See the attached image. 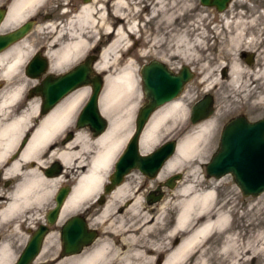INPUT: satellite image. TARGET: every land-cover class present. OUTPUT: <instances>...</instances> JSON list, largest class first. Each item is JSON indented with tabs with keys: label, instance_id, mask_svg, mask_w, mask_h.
<instances>
[{
	"label": "bare ground",
	"instance_id": "obj_1",
	"mask_svg": "<svg viewBox=\"0 0 264 264\" xmlns=\"http://www.w3.org/2000/svg\"><path fill=\"white\" fill-rule=\"evenodd\" d=\"M54 1L56 0H0V4L8 5V12L0 26V31L18 26L33 14L35 16L42 13L49 14L51 3ZM90 1H84L79 6L77 14L70 18L68 15L66 22L58 23V20L49 21L45 18L39 22L36 33L39 34V38L46 41L47 57L51 62L50 68L55 73L62 72L65 68L77 63L90 48L101 43L96 39L99 34L111 38L107 49L102 54L100 53L99 61L95 65V71L106 72L105 86L100 98L102 114L109 121L108 129L104 134L93 137L85 130L75 132L73 129L77 112L82 102L89 96L90 86H88L89 89L87 87L77 89L52 111L45 114H43L42 106L33 105L27 100L25 81L15 80V78L22 74L26 62L33 54L32 36L0 53V86L9 88H4L3 96L0 98V179L13 182L10 190L6 192L0 190V221L16 224V230H18L19 223L24 221L25 225L31 220V214L37 207H41L48 199L55 197L56 178L48 177L46 171L45 176L39 172L46 163L44 160L46 157H56L63 164L66 172L73 173L75 176L74 187L66 201L64 211L85 205L96 207L94 203L96 198L102 193L119 154L135 132L133 129L134 112L140 96L134 71L127 68L121 73H111L112 68L124 60L117 58V55L127 54L131 49L127 48L125 51L129 39L136 38L138 25L135 21H131L132 18H129L131 12L134 11L133 7L146 1L143 9H140L135 16L137 15L139 19L142 15L147 20V15H150L147 23L150 28L163 29L164 39L151 37L155 35L151 34L143 41L147 45L159 46L169 39L165 37L172 33V30L179 29L181 13L178 12L179 7H177L176 0H113L112 4L110 3L112 0ZM233 2L234 0L230 3L231 6ZM103 10L108 14L107 17ZM65 13L62 14L63 17L67 15ZM232 24L234 23L226 21V27L233 26ZM234 26L238 29L237 25ZM244 31L245 29L235 33V36L231 34L232 32L229 33L227 43L238 46L244 42L246 40ZM144 34L146 36L147 31H143ZM140 38L141 36L137 38V41ZM199 45L198 39L195 45H191L189 35L180 34L178 46L170 54V59L177 57L185 60L200 59L197 53L199 49L196 47ZM230 51L229 47L225 56L231 57ZM230 74L231 87L241 92L245 88V83L242 81L245 72L237 61L232 63ZM210 79V76L205 77L198 83V87L205 85L209 93L216 91L221 79L218 77L214 80ZM186 96L182 95L165 104L153 115L141 136L140 149L143 155L152 153L149 151L157 143L161 127L166 119L175 117L187 119L189 111L184 101ZM206 120L198 123L199 126L196 125L197 127L190 129L179 138L175 156L166 163L156 179L162 178L166 172L176 171L183 162H191L194 157L202 156V153L207 151L217 121L215 119ZM90 129L93 131L92 128ZM24 138L28 141L23 146L21 142ZM31 163L38 167L33 169ZM192 172L194 173L193 170ZM144 177L152 180L147 176ZM179 192L177 220L167 237L174 245L170 248L166 245L158 247V251L161 249L166 256L162 264H182L189 255L199 252H201V264H213L209 255L211 248L202 250V246L206 244L203 242L213 236L214 232L223 237L220 251L225 258L218 264H245L246 257L251 250L241 252L237 238L228 233L227 226L230 217L215 210L214 192L198 193L195 183L189 181L182 185ZM126 195L127 198L132 196L129 183L123 182L111 194L102 210L101 219L117 210L118 207L114 209L113 200L119 199L123 202ZM142 205L140 198H134L122 206V211L125 214L131 213L133 216L135 212L143 208ZM165 208L166 204L159 207V213L154 218L155 222L161 218V211ZM12 218L13 220L9 221ZM17 219L20 221L17 222ZM123 220L120 216L110 222L112 228L119 225L118 231H122L120 245L116 246L115 251H111L110 246L102 241L104 243L100 245L97 243V247L87 249L84 255L75 261L76 264H117L114 256L118 253L123 257L122 264H134V257H141L142 251L134 246H130V250L123 246L127 239L135 241L138 233L143 235L152 226L146 222L138 229L129 230V228H124L126 226ZM253 254L256 258L264 255V239L255 246ZM148 259L149 262L145 264H155L152 257ZM12 262V252L9 246L0 245V264H12Z\"/></svg>",
	"mask_w": 264,
	"mask_h": 264
},
{
	"label": "rangeland",
	"instance_id": "obj_2",
	"mask_svg": "<svg viewBox=\"0 0 264 264\" xmlns=\"http://www.w3.org/2000/svg\"><path fill=\"white\" fill-rule=\"evenodd\" d=\"M113 2L114 1L112 0L110 3L112 4ZM144 2L135 7L136 9L133 7L134 11L131 12L129 17L132 18L131 21H135L138 25L136 38H131V40L129 39L128 46L125 48V51L127 48L131 49L127 52V54L125 53L124 56L121 54L117 55V58H123L124 60L111 70V73H121L122 70L131 68V70L133 69L138 81V95L140 98L135 106L133 129L135 130V122L140 108L146 104L140 72L144 65L153 60L165 63L172 71L176 73H178L182 67L187 66L191 68L194 78L186 85L184 91L179 96L181 97L182 95H187L184 100L189 111L187 119L184 117L166 119L161 127L159 139L152 147L151 151H149V153L157 150L168 140L178 141L179 138L189 132L190 129L199 126V124L196 126L191 123L192 109L197 103L206 98L207 95L210 97L212 96L211 99L214 101L213 114L208 120L215 119L217 124L216 128H214L208 149L206 152L202 153V156L194 157L193 161L191 162H183L179 169L173 171L172 173L166 172L163 174L162 178L159 179H145L146 177H144L137 170L132 171V173L126 177L124 182L129 183V190L131 191L132 196L127 198L126 195L123 199V202H121L119 199L113 200V204L115 206L114 209L118 207L117 211L119 214H116L115 210L112 211L116 218L120 216L123 217L125 220V229H138L146 222H149V220L156 218L154 215L159 213V207L150 208L147 207L146 204L149 203L148 197L151 196V194L162 195V193H156V191H153L159 185L163 186L162 192L164 191L165 195H162V200L157 203H160L161 206L166 204V208L161 211V218L152 224L153 226L150 230L145 232L143 235L138 233L137 239H135V241L130 238L127 239V242H125L123 247H128V250H130L129 247L134 246L136 249L142 251L143 254L141 257H134V264H145L149 262V257H152L155 261L154 256H156L155 253L157 252L161 254L160 256L166 257L165 253L162 252L161 249L158 251V247H163L166 245L170 248L172 245H174L172 240H168L167 237L170 229L175 225L177 220V214L179 212V208L177 207L179 202V191L182 185L189 181L195 183L198 193H203L206 191L214 192L215 199L213 206L216 208L215 210H218L217 212H221L225 215L227 214L230 217V222L227 226L228 233L231 236L237 238L241 252L245 250H251L250 254L246 257L245 264H264V255H260L256 258L253 254L255 246L260 240L264 239V194L257 198L245 197L237 186L233 176L228 175L221 179H216L210 178L206 172L207 164L220 149L221 134L223 128L229 121L238 116H244L251 122L264 119V0H234L232 3L229 11L234 10L237 12L234 19L236 23L234 22L232 25H237L238 29L233 30L234 32L231 34L235 36V33H238L239 31L241 32L245 29L244 34L246 40L238 46L229 45L227 43V37L229 33H227L225 29L226 18H228L226 13L220 14L215 9L204 7L200 0H176L178 4L177 7H179L178 12L181 13L180 22L178 24L179 29L176 28V30H172L173 32L170 33L171 36L170 34L166 36L165 38L169 39L165 40V42L163 41V44H160V42L159 46H152L151 44L147 45L143 43V41L150 37L151 34H155L151 37L155 36L159 39H164V32H162L163 29L160 30L150 28V25L147 24L148 20L150 19V15H147V20L143 18L142 15L139 17V19L137 15L135 16V14H137L140 9H143V6L146 4V1ZM83 3L84 0H56L51 3L49 14L42 13L39 16H35V14H33L18 26L7 29L3 32L0 31V34L10 33L22 26V24L25 22L32 19H36V21L39 22L43 21L44 15L48 16L46 18L49 21L58 20V23L66 22L68 20V15L70 18V16L77 14L79 6ZM5 6V3L0 4V9H3ZM64 12L67 14L65 17L62 16ZM103 13L106 15V17L108 16L104 10ZM127 13L130 14V12ZM156 22H158V20ZM37 26L35 25L32 31L28 34L29 36L27 35L28 37L32 36L33 39V54L26 62L22 74L17 76L15 80L22 79L25 81V97L30 96L31 98H27V100H29L33 105L38 104L42 106V98L40 96L30 95V91L34 87V84L37 83V80L29 78L25 72L28 63L36 54V51L41 47H47L46 41L43 38H39V34L36 33ZM166 26L168 25L166 24ZM167 28H169V26ZM143 31H147L146 36L145 34L143 35ZM184 33L189 35V41L191 45L196 44V39L199 40L200 45L196 47L199 49L197 50V53L200 59L189 58L185 60L178 57L172 60L170 59V54L178 46V36ZM140 36V40L137 41V38ZM96 39L97 41H101V43H99L94 48H90L80 61L65 68L59 73L65 74L66 72L72 70L75 66L84 62V60L90 55L94 54L98 55L99 57L100 53L102 54L107 49L111 38H108L103 34H99ZM229 47L231 48L230 56L232 63L237 61V63L242 66L243 71L245 72L243 75L244 77H242V81L245 83V88H243L241 92L231 87L230 72L228 73L226 79L223 78L224 74L222 73L224 69L229 68V64H226L223 56L226 54ZM254 49L258 52V54L256 53L257 60L253 67H251L246 61H240L239 57L243 51L251 53ZM48 60L50 62L49 58ZM211 72H213V74ZM97 73L104 77L106 75V72ZM47 74L56 76L57 73L53 72L51 68H49ZM208 76H210L213 80L216 77L221 79L219 81V85H217L218 88L216 87V91L214 90L211 93L206 91L208 87L205 85L198 87V83ZM209 82L207 84H209ZM4 88L9 89L7 86H0V98L3 96ZM87 89L89 88L87 87ZM89 90L90 93L87 99L90 97L92 92L91 88ZM87 99L82 102L78 112L85 105ZM24 140L25 138L22 140L21 144H23ZM44 160H46V163L43 165V167H41V170H39V172L44 176L45 171L50 169V167L55 164V162L60 164L62 167V172L59 175L54 176V178H56L54 184V188L56 189L55 196L61 188L74 185L75 176L73 173L66 172L65 167L56 157H46ZM31 164L33 165V163ZM29 167L31 166L29 165ZM36 167L38 166L33 165V169ZM190 168H193L192 170L194 173ZM113 172L114 168L109 174L106 182H108ZM175 175H181V179L176 181L174 188L171 189L167 187V182ZM146 180L149 181L147 182ZM12 186L13 182L0 179L1 191L6 192L10 190ZM134 198H140L143 208L135 212L133 216L131 213H123L122 207L120 206L124 202H130V200ZM54 199L55 197L48 199L44 205L37 207L35 210L39 212V217L37 219H33L31 223L30 221L29 223L26 222L25 225L23 223L24 221H22L19 223L18 230H16V224L12 222L10 223L8 221H6L7 223L0 221V238L2 240L1 245L4 244L9 246V249L12 252V264H16L19 255L28 243L30 239V231L33 230L35 225H37L34 221L40 222L42 220L44 213L47 212L49 208L54 206ZM87 203L89 204V201ZM10 220H13V218L9 219V221ZM16 221L19 222L20 219H17ZM128 224L129 226H127ZM149 225L151 226V224ZM114 229L116 230L117 236H108V238L102 237V239L96 242L94 246L97 247V243L100 245V243H104L102 241H105V243L110 246L111 251H115L116 246L120 242L119 240L122 238V231H118V229H120L119 225ZM222 241L223 237L217 232H214L213 236L203 242L206 244L202 246V250L211 248L209 255L212 258L213 264H218L219 261H223L225 258V255L221 254L220 251ZM47 242L48 243H46V245L48 251L55 252L59 250L60 241H58L57 235L51 236ZM155 249H157V251ZM118 254H116L114 258L117 264H122L123 257ZM200 255L201 252L191 254L187 259L184 260L182 264H201Z\"/></svg>",
	"mask_w": 264,
	"mask_h": 264
},
{
	"label": "water",
	"instance_id": "obj_3",
	"mask_svg": "<svg viewBox=\"0 0 264 264\" xmlns=\"http://www.w3.org/2000/svg\"><path fill=\"white\" fill-rule=\"evenodd\" d=\"M84 1L88 2L89 0ZM232 1L200 0L204 7L214 8L219 13L225 12ZM6 15L7 10L0 9V26ZM33 27L34 23L30 21L10 33L0 34V53L23 40ZM97 61L98 56L90 55L84 62L64 75H47L40 86L31 90V96L42 97L43 114L52 111L77 89L90 86L92 95L77 120V128L90 127L96 136L104 134L109 126V121L104 117L100 108L105 78L94 70ZM48 68V60L41 58L38 54L28 64L26 75L38 80L47 73ZM140 73L146 104L140 108L136 118L135 132L115 163L114 172L110 177L111 184L105 190L107 194L112 193L114 187L121 186L124 179L134 170L150 179L156 178L166 163L175 156L178 149V141L170 140L151 154L143 155L140 149V140L153 115L162 106L177 99L184 91L185 86L193 80L194 74L187 66L176 73L165 63L157 60L144 65ZM212 114L213 101L210 97H206L193 107L191 123L197 125L209 119ZM61 172L62 167L55 163L46 171V175L54 177ZM206 172L210 178L216 179L228 175L233 176L245 197L257 198L264 194V119L250 122L246 117L238 116L228 122L221 134L220 149L207 164ZM180 179L181 175H175L168 181L167 187L174 188L176 181ZM69 191L66 187L57 194V206L48 217L50 226L55 224L56 217L64 205ZM161 200V194H151L148 197L149 203H157ZM47 229L48 227L41 226L40 230L33 235L16 264H30L33 261L40 251ZM70 231L69 237L63 236L64 248L67 253L69 247L74 245L78 239L81 238V247H88L96 238L94 235L87 234L84 227L81 231L72 227ZM81 233H83V237Z\"/></svg>",
	"mask_w": 264,
	"mask_h": 264
},
{
	"label": "flooded vegetation",
	"instance_id": "obj_4",
	"mask_svg": "<svg viewBox=\"0 0 264 264\" xmlns=\"http://www.w3.org/2000/svg\"><path fill=\"white\" fill-rule=\"evenodd\" d=\"M230 6H231V4H230ZM230 6L228 7V10L225 11V13H226V15L228 17V18H226V21H228L230 23L231 22L234 23L235 21L233 20V18H235V14L237 12L234 11V10H232V11L230 10L229 11ZM3 9L8 11V5H6ZM43 17H44V19L46 18L45 16H43ZM29 21H32L34 23V26L35 25L37 26L39 24V21H36V19H32V20H29ZM225 29H226L227 33H231L236 28L233 25V26H228ZM27 37H25V39ZM228 37H229V35H228ZM256 53L258 54V52L255 49L251 53L243 51L240 54L239 59H240V61H246L251 67H253L255 65L256 60H257L256 59V56H257ZM37 54H39L41 58H46L47 57V48L46 47H41L40 49H38L36 51L35 55H37ZM223 57L225 59L226 64L227 63L229 64V68L228 69L225 68L224 71H223L224 72V79H226L228 73L230 72V68L232 66V59H231V57H228V56H225V55ZM60 75H62V74L61 73H57L56 74V76H60ZM45 77H46V75L43 76L42 79L37 80V83L34 84V87L32 89H34L35 87L40 86L42 84V81H43V79ZM80 89H84V88H80ZM27 98L31 99L30 96H28ZM210 98H212V96ZM42 102H43V99H42ZM213 103H214V101H213ZM81 110L76 115V119H75V122L73 124L74 131L78 132V131H84L85 130V131L89 132L90 136H93V137L100 136V135L96 136L94 134V132L89 127H85L84 129H78L77 128V119H78V117L80 115ZM27 141H28V139H25L22 145L24 146V144L27 143ZM125 179H124V181H125ZM148 181L149 180H147V182ZM110 184L111 183H110V178H109L108 182H106L105 186L103 187L102 193L96 198V200L94 202L96 207L92 208V207H90L91 205H85L84 207H79V208H76V209H69L68 211H64L65 210L66 201L69 198V196L71 195L74 185L66 186L70 190L69 194H68V197L66 198V201H65L64 205L62 206V208L60 209V211H59V213H58V215L56 217L55 224L50 226V224L48 222V217H49L50 213L57 206L56 205V197H57L58 192L62 189L61 188L57 192V194L55 196V199H54L55 204H54V206L52 208H49L47 210V212L44 213V215L42 216V220L40 222L34 221L37 225H35L33 230L30 231V239L33 237L34 234H36L40 230L41 226H46V227H48V229H47L46 235H45V237H44V239L42 241V245H41L40 251L38 252L36 257L33 259V261L30 264H76L75 261L79 257H82L84 255V253L86 252V250L90 249L91 247H93L96 244V242H98L99 240L102 239V237H107L108 238V236H112V237L117 236V233H115V229H114L115 227L112 228V226H110V222L116 219V217L113 215V212H110L108 215H106V217L101 219L102 210H103L104 206L107 204V202L109 201L111 194L118 187H120V186L114 187L113 188V192L107 194L105 192V190H106V187H108ZM167 184H168V182H167ZM66 187H63V188H66ZM162 188H163V186L159 185L153 191H156V193H162V195L164 196L165 192L164 191L162 192ZM125 204L126 203L124 202L120 207L124 206ZM146 206L150 207V208H154V207H160L161 204L160 203H147ZM115 213L119 214L117 210H115ZM156 215H154V216L156 217ZM31 216H32V218L30 220V223L32 222L33 219H35V218L37 219L39 217V212L34 210L33 213L31 214ZM154 222H155V219L149 220V223L151 224V226H153L152 224H154ZM27 223H29V222H27ZM72 227L79 229V231H81L83 229V227H84L87 234L94 235L96 238L92 242V244L89 245L88 247H81V245H80L81 238L78 239L79 241L78 240L75 241V244L69 247V252L67 253L65 248H64L63 236L65 235L66 238H67V236L69 237L71 235L70 229ZM81 234H82L81 236L83 237V233H81ZM106 234H107V236H105ZM53 235H57L58 236V241H60L59 242L60 243V248H59L58 251H55V252L48 251L47 250V245H46V243H48L47 240ZM0 241H2L1 238H0ZM119 241H121V240H119ZM27 244H26V246H27ZM118 245H120V242L118 243ZM26 246L24 247V249L26 248ZM24 249L21 252V254L19 255V258L22 255V253L24 252ZM70 251L73 252V253H71ZM160 255L161 254H159V252L156 254V257H155V261L156 262H155V264H162L164 262L165 257L164 256L162 257Z\"/></svg>",
	"mask_w": 264,
	"mask_h": 264
}]
</instances>
